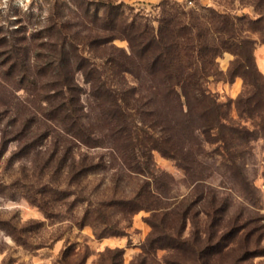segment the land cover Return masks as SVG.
Segmentation results:
<instances>
[{"label":"trees","instance_id":"trees-1","mask_svg":"<svg viewBox=\"0 0 264 264\" xmlns=\"http://www.w3.org/2000/svg\"><path fill=\"white\" fill-rule=\"evenodd\" d=\"M104 7L102 17L97 10L93 14L102 27L90 29L81 39L64 37L56 44L60 49L56 60L38 61L33 73V65L21 58L13 60L10 67L22 69L23 83L36 85L41 78L44 88L52 87L54 93L44 98L52 109L43 116L58 122L59 135L66 137L67 143L105 148L121 174L144 178L132 195L114 194L94 203L91 197L100 188L87 195L83 180L107 169L109 160L102 157L96 162L90 153L78 160L72 154L69 174L77 188L72 193L76 196L74 206L89 205L80 226L95 227V222L103 221L106 233L114 230L113 234L120 236L122 231L112 225L110 215L127 218L147 211L152 232L145 253H183L184 259L171 264H213L214 258L229 256L237 248L243 255L231 264L264 254L259 251L264 240L263 217L252 216L247 209H258L261 200V190L247 174V155L255 141L264 139V75L254 58L257 41L243 35L258 33L264 42V9L259 8L260 17L254 20L214 9L186 11L167 2L162 5L159 27H155L138 19L130 22L122 6L115 3H104ZM58 30L63 35L62 28ZM117 39L128 41L129 50L116 46ZM225 53L235 56L226 73L219 64ZM79 75L89 86V107L82 103ZM238 77L243 78L245 91L235 104L240 118L252 127L236 121L233 101H221L211 89L213 81L233 82ZM156 152L185 170L194 186L189 197L179 201L171 196L175 179L157 166ZM66 160L68 157L60 166ZM210 161L247 206L228 220V226L224 223L232 196L206 185L212 176ZM115 176L118 183L122 181ZM57 193L69 196L60 189ZM44 209L51 216L47 205ZM92 215H96L95 221ZM189 223L195 229L186 237ZM252 244L255 249L250 248ZM123 253L115 250L116 257ZM147 261L143 257L135 264Z\"/></svg>","mask_w":264,"mask_h":264},{"label":"rangeland","instance_id":"rangeland-1","mask_svg":"<svg viewBox=\"0 0 264 264\" xmlns=\"http://www.w3.org/2000/svg\"><path fill=\"white\" fill-rule=\"evenodd\" d=\"M108 2L122 6L130 22L138 19L155 27H159L162 5L167 2L186 11L201 13L214 9L254 20L260 17L259 8L264 9V0H192V4L189 0H29L26 4L0 0V264H135L143 257H147L148 264H171L183 258V253L177 251L158 250L155 255L145 253V243L152 232L147 222L151 213L147 211L127 218L121 214L110 215L112 225L122 231L120 236L114 235V230L106 233L107 224L103 221L95 222V227L92 224L80 226L89 205L84 202L74 206L76 196L72 193L77 188L69 174L72 154L78 160L87 158L89 153L96 158V162L102 157L109 160L107 169L89 174L83 180L87 195L100 188L91 197L94 203L114 194L128 197L144 178L121 174L117 161L105 148L89 149L67 143L66 137L59 135L61 129L58 122L43 116L52 109L44 99L54 93L52 87L44 88L41 78L36 85L23 83L20 76L22 69H10L16 58L33 65L32 73L38 61L43 64L56 60L60 50L56 44L62 43L64 37L81 39L89 34L90 29L96 31L102 27V22L94 19L93 14L97 10L102 17L104 3ZM59 27L63 35L59 34ZM243 35L257 41L254 58L264 75L262 37L254 32ZM114 44L129 50L126 40L117 39ZM85 49V54L90 56L89 48ZM234 59L231 53L219 58L224 73ZM77 79L83 88L82 103L89 107V86L82 76H77ZM211 89L221 101H233L232 117L236 121L251 126L250 122L240 118L235 104L245 91L243 78L238 77L233 82L213 81ZM65 145V150L60 149ZM249 150L247 174L261 190L256 210L247 207L244 200L238 198V190L232 189L220 174L223 172L217 170L212 161L209 162L212 176L206 185L222 189L232 196V207L224 223L227 226L230 223L228 220L246 207L252 216L263 217L261 225H264V139L255 141ZM64 157L68 160L60 166ZM154 158L157 166L175 179L171 196L179 201L189 197L194 186L185 170L157 152ZM64 166L65 169L61 170ZM115 174L122 178L121 182L116 181L119 177ZM59 189L67 191L69 196L58 194ZM46 205L51 216L45 212ZM90 218L95 221L96 215ZM199 227L203 229L202 224ZM194 229L189 223L185 236H191ZM259 247V251H264V240ZM250 248L255 249V246L252 244ZM117 249L123 250V256L116 257ZM241 255L240 248H237L229 256L214 258L213 264L235 263ZM238 263L264 264V254L249 256Z\"/></svg>","mask_w":264,"mask_h":264},{"label":"built area","instance_id":"built-area-1","mask_svg":"<svg viewBox=\"0 0 264 264\" xmlns=\"http://www.w3.org/2000/svg\"><path fill=\"white\" fill-rule=\"evenodd\" d=\"M16 4H26L29 0H13ZM192 4V0H189Z\"/></svg>","mask_w":264,"mask_h":264}]
</instances>
